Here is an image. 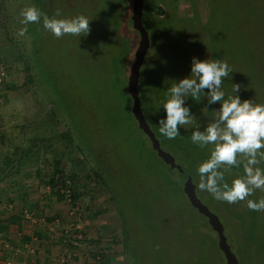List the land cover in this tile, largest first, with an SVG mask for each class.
<instances>
[{"label": "rangeland", "instance_id": "374dc122", "mask_svg": "<svg viewBox=\"0 0 264 264\" xmlns=\"http://www.w3.org/2000/svg\"><path fill=\"white\" fill-rule=\"evenodd\" d=\"M156 1H141L148 46L137 89L144 120L217 216L237 264H264V211L201 191L197 168L211 145L192 143L191 129L168 139L157 124L165 116L159 102L190 75L193 57L227 61L226 96L238 83L242 101L264 104V0ZM32 5L50 17L56 9L60 18L83 14L90 32L56 38L41 21L21 36V10ZM130 15L131 0H0V216L19 217L14 231L0 233V264H225L216 233L180 188L184 178L157 156L130 111L126 81L138 40ZM185 106L200 130L220 107L203 97H189ZM78 142L93 147L97 165L113 177L134 231L131 260L110 194ZM54 161L74 176V202L58 200L47 183ZM238 175L242 166L224 182ZM261 197L256 190L249 199Z\"/></svg>", "mask_w": 264, "mask_h": 264}, {"label": "clouds", "instance_id": "9594fccd", "mask_svg": "<svg viewBox=\"0 0 264 264\" xmlns=\"http://www.w3.org/2000/svg\"><path fill=\"white\" fill-rule=\"evenodd\" d=\"M20 15L25 25L18 33L21 36L26 34L28 24L41 21L43 29L56 38L66 34L80 37L90 32L89 19L83 14L60 18L62 12L56 9L50 17L32 5L24 7ZM230 73L232 69L225 60L193 57L190 75L174 82L159 102L165 116L157 124L159 132L168 139L181 136V128L191 129L192 143L201 148L211 145L209 157L197 168L201 191H207L217 201L229 204L246 201L249 210L264 211V197L249 199L256 190L264 192V169L258 167L264 161V104L252 99L242 101L237 94L241 90L238 83H232L231 93L226 96L222 85ZM189 97L197 101L203 97L209 105H220L213 109L214 119L203 130L185 106ZM240 166L243 175L231 183L224 182L225 174Z\"/></svg>", "mask_w": 264, "mask_h": 264}, {"label": "water", "instance_id": "95a60500", "mask_svg": "<svg viewBox=\"0 0 264 264\" xmlns=\"http://www.w3.org/2000/svg\"><path fill=\"white\" fill-rule=\"evenodd\" d=\"M141 1L142 0H131L130 20L132 28L138 33V40L133 53V61L129 66L126 81L127 91L131 98L130 111L137 123L138 128L147 136L150 145L157 154V156L166 165H168L171 170L183 173V169L179 164L174 161L173 157L168 152L162 150L159 147V143L152 131L149 129L146 121L144 120L139 106L137 79L139 75V67L148 46L147 32L141 24ZM181 190L190 205L206 217L208 225L216 233V245L218 249L222 252L225 264H237V260L232 251L230 250L226 242L225 236L223 235L221 223L219 222L217 216L210 212L208 208L203 203H201L199 199L195 196L194 186L191 182L189 175L187 174L185 175V178L182 181Z\"/></svg>", "mask_w": 264, "mask_h": 264}, {"label": "trees", "instance_id": "16d2710c", "mask_svg": "<svg viewBox=\"0 0 264 264\" xmlns=\"http://www.w3.org/2000/svg\"><path fill=\"white\" fill-rule=\"evenodd\" d=\"M159 2L161 0H158ZM156 1V2H158ZM165 1V0H163ZM168 4L175 6L176 0H166ZM162 2V1H161ZM34 63V61H33ZM34 68L35 67V63H34ZM79 144V142H78ZM80 145V144H79ZM81 146V145H80ZM82 147V146H81ZM83 151L86 152V154L88 155V153L92 154V157H90L93 160V166H94V171L96 173V177L98 178V181L101 182V184H103L106 187V190H108V193L110 194L111 200L117 210L120 222H121V232H122V238H123V242L125 243V247L127 250V253L130 256V260L134 257V254L131 253V251H133V245L135 244V242L131 241L133 240L134 237V231H130V229H128V223H129V216L128 213H125L124 209H122L121 204L117 201L116 194H115V189L112 185V176L108 171H105V169L102 168L101 164L97 165V158H94L95 154L93 152V147L88 148L87 144L86 146L83 148ZM109 173L110 177H107L106 179L104 178V174ZM179 173V172H178ZM180 175L182 176V178H185L186 173H180ZM73 175H65V173L58 167V162L54 161V167H53V173L51 174V176H49V179L47 181V183L49 184V186L55 190V194L58 200L63 199V198H67L68 200H70V202H74V200L77 198V192L76 190H74L73 188H71L69 186L70 184V180L73 179ZM181 188V187H180ZM78 208V205L75 206V209ZM203 216V215H202ZM205 220L206 217L204 216ZM207 222V221H205ZM9 222L7 223H2L0 222V232L4 231L6 233V227H8ZM76 240H78V238L73 237ZM80 239V237H79ZM107 240V239H106ZM133 242V244H132Z\"/></svg>", "mask_w": 264, "mask_h": 264}, {"label": "crops", "instance_id": "0c3cea01", "mask_svg": "<svg viewBox=\"0 0 264 264\" xmlns=\"http://www.w3.org/2000/svg\"><path fill=\"white\" fill-rule=\"evenodd\" d=\"M17 202H19V201H17ZM9 205V204H8ZM14 212H12L11 213V211H9V212H7L6 214H4L3 216L4 217H1L0 216V218H3V219H0L1 221L0 222H2V223H7V222H9V227H6V232L7 231H9L10 229H13V231H14V227L15 226H17L16 224H11V222L13 221V223H16L18 220H16V219H18L19 217H18V215H12ZM15 214H17V213H15ZM13 227V228H12ZM12 232V231H11ZM0 233H2L3 235H4V231H2V232H0ZM8 233V232H7ZM6 234V233H5Z\"/></svg>", "mask_w": 264, "mask_h": 264}, {"label": "built area", "instance_id": "2783aa9c", "mask_svg": "<svg viewBox=\"0 0 264 264\" xmlns=\"http://www.w3.org/2000/svg\"><path fill=\"white\" fill-rule=\"evenodd\" d=\"M2 76H3V72H2V70H0V80H1Z\"/></svg>", "mask_w": 264, "mask_h": 264}]
</instances>
